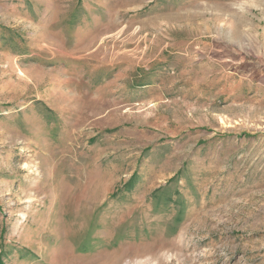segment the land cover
Masks as SVG:
<instances>
[{
    "label": "rangeland",
    "instance_id": "1",
    "mask_svg": "<svg viewBox=\"0 0 264 264\" xmlns=\"http://www.w3.org/2000/svg\"><path fill=\"white\" fill-rule=\"evenodd\" d=\"M0 264H264V0H0Z\"/></svg>",
    "mask_w": 264,
    "mask_h": 264
}]
</instances>
